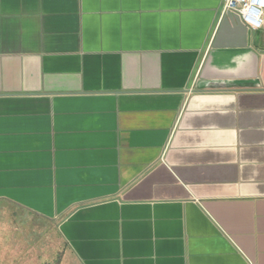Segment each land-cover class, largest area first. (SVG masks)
Wrapping results in <instances>:
<instances>
[{
    "label": "crops",
    "instance_id": "1",
    "mask_svg": "<svg viewBox=\"0 0 264 264\" xmlns=\"http://www.w3.org/2000/svg\"><path fill=\"white\" fill-rule=\"evenodd\" d=\"M224 19L223 0H0V204L77 264H264V13L214 49Z\"/></svg>",
    "mask_w": 264,
    "mask_h": 264
},
{
    "label": "rangeland",
    "instance_id": "2",
    "mask_svg": "<svg viewBox=\"0 0 264 264\" xmlns=\"http://www.w3.org/2000/svg\"><path fill=\"white\" fill-rule=\"evenodd\" d=\"M0 264H77L53 224L0 204Z\"/></svg>",
    "mask_w": 264,
    "mask_h": 264
},
{
    "label": "built area",
    "instance_id": "3",
    "mask_svg": "<svg viewBox=\"0 0 264 264\" xmlns=\"http://www.w3.org/2000/svg\"><path fill=\"white\" fill-rule=\"evenodd\" d=\"M236 15L250 32L263 26L264 0H223V13Z\"/></svg>",
    "mask_w": 264,
    "mask_h": 264
},
{
    "label": "water",
    "instance_id": "4",
    "mask_svg": "<svg viewBox=\"0 0 264 264\" xmlns=\"http://www.w3.org/2000/svg\"><path fill=\"white\" fill-rule=\"evenodd\" d=\"M227 23H230L231 25H236L240 30H246L248 32V37L250 36V31L241 24L239 21L238 17L230 12L225 13V19L222 21L220 28L217 32V36L215 39V42L213 44V48L216 49L218 46V42L221 39V36L223 35L224 30L227 27ZM249 40H248V45H249ZM243 48V47H242ZM255 61V59H254ZM254 71V70H253ZM240 82H237L236 84H232L230 87H224L226 89H234V90H242V89H254L258 88V83L256 81V76L254 73L251 75L247 76L246 78H240ZM200 90V89H199Z\"/></svg>",
    "mask_w": 264,
    "mask_h": 264
}]
</instances>
